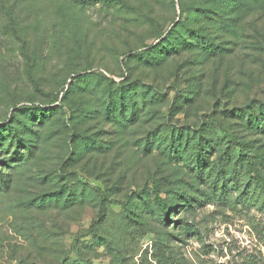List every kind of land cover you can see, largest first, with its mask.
<instances>
[{"label":"rangeland","instance_id":"rangeland-1","mask_svg":"<svg viewBox=\"0 0 264 264\" xmlns=\"http://www.w3.org/2000/svg\"><path fill=\"white\" fill-rule=\"evenodd\" d=\"M248 163L264 0H0V264H264Z\"/></svg>","mask_w":264,"mask_h":264},{"label":"trees","instance_id":"trees-1","mask_svg":"<svg viewBox=\"0 0 264 264\" xmlns=\"http://www.w3.org/2000/svg\"><path fill=\"white\" fill-rule=\"evenodd\" d=\"M163 41H164V39L159 41L158 44L150 46V47H148L146 49L150 50V51H153V50L161 47V44L163 43ZM166 42H167L166 45H170L168 40H166ZM113 108H114V105H111V104L110 105H106V114L105 115L107 117H110L111 115H113V113H114ZM130 108H131V113H132L131 116L134 117V115L136 114V106L135 105H131ZM122 115H124V113ZM225 136H226L228 142L236 144V146L239 148L240 152L244 151L243 150V144L237 143L236 140H234V138L231 135H229L228 133H225ZM247 166H248L249 171L252 174H254L255 183L258 184L262 188V190L264 192L263 179L257 174V172H256V170H255V168H254L252 163H248ZM0 180L2 181V183L4 182L1 171H0ZM99 194H100L101 210L98 213V222L100 223V222H103L105 220V213H104L103 209H104L105 204L107 203V199H106L105 195L102 192H99ZM155 200L158 203V205L160 206V210H161L162 214L164 216H166L168 214V206H167V203H166L165 199H162L159 196V194L157 193L156 197H155Z\"/></svg>","mask_w":264,"mask_h":264}]
</instances>
